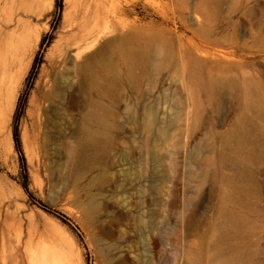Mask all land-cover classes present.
Listing matches in <instances>:
<instances>
[{"label":"rangeland","instance_id":"rangeland-1","mask_svg":"<svg viewBox=\"0 0 264 264\" xmlns=\"http://www.w3.org/2000/svg\"><path fill=\"white\" fill-rule=\"evenodd\" d=\"M35 1L0 123L12 233L65 264H264V0ZM70 21L110 42L84 85Z\"/></svg>","mask_w":264,"mask_h":264},{"label":"bare ground","instance_id":"bare-ground-1","mask_svg":"<svg viewBox=\"0 0 264 264\" xmlns=\"http://www.w3.org/2000/svg\"><path fill=\"white\" fill-rule=\"evenodd\" d=\"M33 1L35 0H0V123L3 122L6 108L10 107L11 102L16 98L20 86L21 77L18 71L22 63V46L25 44V26L21 17L25 8L27 10L28 6L31 7ZM85 2V5L88 4V7L86 6L88 15L85 18L98 17L106 9V6L102 7L100 1L92 0L90 3L89 0H85ZM69 23L70 32L61 40L64 44V51L70 52L73 76L79 78V85H84L90 82L96 74L94 65L98 64V59L110 42H103L107 30L96 32L93 27L88 29L83 21L75 23L70 21ZM14 70H17L18 76L13 89L9 91L11 86L8 88V83L11 74L15 75ZM86 145L85 142L80 144V150L82 151ZM37 180L35 182H38ZM0 195H2L1 189ZM9 222V214L4 211V201L0 196V264H65L63 258L53 249L44 250L36 243L34 244L36 246H33L31 230H28V239L24 242L21 234L16 233L17 230L14 231L16 234L12 233V224L10 225ZM18 230L21 232L20 229Z\"/></svg>","mask_w":264,"mask_h":264}]
</instances>
